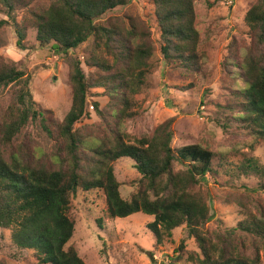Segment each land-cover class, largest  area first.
I'll return each mask as SVG.
<instances>
[{
    "label": "trees",
    "instance_id": "1",
    "mask_svg": "<svg viewBox=\"0 0 264 264\" xmlns=\"http://www.w3.org/2000/svg\"><path fill=\"white\" fill-rule=\"evenodd\" d=\"M29 1L0 0L14 24L16 8L27 7ZM42 1L48 6L31 11L29 22L16 25V46L22 48L26 29L31 28L39 46L63 58L71 102L63 119L54 120L51 110L33 100L30 76L0 57V91L15 88L0 122V145L10 149L7 157L0 150V229L10 232L15 248L31 252L36 264H86L69 245L76 224L72 201L79 189L101 190L109 219L136 213L153 218L145 228L155 246L183 226L196 243L197 251L187 255L193 264H264V205L256 208L258 215L244 206V219L225 234L211 237L203 230L210 216L199 190L207 175L215 177L219 171L231 180L257 177L264 189V168L255 159L234 164L227 160L228 153L199 144L173 148V119L149 134L131 136L123 129L137 116L135 97L148 89L153 68L149 29L131 16H113L130 0ZM150 4L163 60L196 64L199 32L194 0H150ZM243 21L254 45L240 57L233 71L237 89L227 105L218 106L215 123L222 130H244L253 139L264 140V0L249 8ZM4 24L0 21V27ZM258 46L262 53L253 52ZM81 47L83 61L75 55ZM95 94L106 96L108 103L100 107L89 102ZM92 113L99 124L84 123ZM31 124L50 144L48 151L36 143L13 147ZM121 158L130 159L140 176L128 200L121 197L114 173L113 164ZM175 164L180 169L175 170ZM243 237L258 242L250 255L239 248ZM177 251L180 254L171 257L174 263L185 253L183 243Z\"/></svg>",
    "mask_w": 264,
    "mask_h": 264
},
{
    "label": "rangeland",
    "instance_id": "2",
    "mask_svg": "<svg viewBox=\"0 0 264 264\" xmlns=\"http://www.w3.org/2000/svg\"><path fill=\"white\" fill-rule=\"evenodd\" d=\"M256 2L257 0H194L199 43L198 60L192 66L175 62L167 64L163 60L150 0H130L127 6L115 10L113 16H131L149 29L153 49L149 87L135 97L137 116L125 122L123 129L131 136L149 134L159 124L173 119V148L199 144L214 152L228 153L226 158L231 163L240 164L253 158L264 168V140H255L244 130H222L215 123L220 109L218 106L227 105L233 89H237L233 71L238 69L240 57L246 49L254 45L253 36L243 18ZM47 6L46 1L30 0L27 7L16 8L13 13L14 24L0 2V21H6L0 27V57L6 62H14L30 76L29 88L33 100L42 109L51 110L54 120L61 121L71 102L68 66L63 58L50 54L49 47L38 45L35 31L31 28L26 29L22 48L16 46V25L29 22L31 11ZM105 22L106 19H103L102 23ZM81 50L82 47L75 55L83 61ZM261 50L262 46H258L253 52L259 54L262 53ZM13 88L7 87L0 91V122L10 105ZM88 100L99 103L100 107L108 103L103 94L89 96ZM84 123L95 125L100 120L92 113ZM22 142L36 143L43 151H48L50 147L33 124L23 130L13 147ZM0 150L6 157L10 151L8 147L1 145ZM113 167L120 184V195L128 200L136 191V182L140 176L128 158L117 160ZM174 169L178 170L180 167L175 164ZM261 183L257 177L231 180L222 171L215 177L207 175L205 184L199 187L210 216L203 230L211 237L225 234L244 219V206L258 215L256 208L264 205ZM72 205L76 224L69 245L75 247L86 264H193L187 260V255L197 251L196 243L187 236L183 226L175 229L162 245L155 246L153 236L145 228L153 218L136 213L124 219H109L105 213V197L101 190L83 192L79 189ZM97 221L100 222V227ZM0 235V264H36L31 252L15 248L8 230L0 229ZM240 235L239 232L236 233L237 237ZM242 240L239 248L244 249L247 255L255 252L257 241L247 237ZM180 243H183L185 253L181 260L174 263L171 257L180 254L177 251Z\"/></svg>",
    "mask_w": 264,
    "mask_h": 264
}]
</instances>
